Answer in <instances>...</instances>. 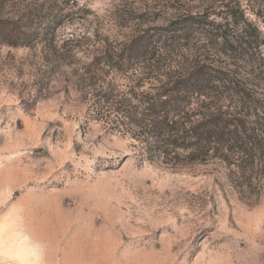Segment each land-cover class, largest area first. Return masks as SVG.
Wrapping results in <instances>:
<instances>
[{
	"label": "rangeland",
	"instance_id": "1",
	"mask_svg": "<svg viewBox=\"0 0 264 264\" xmlns=\"http://www.w3.org/2000/svg\"><path fill=\"white\" fill-rule=\"evenodd\" d=\"M239 1L264 39V0ZM227 2L0 1L23 33L16 47L0 38V264H264V159L248 179L217 150L146 149L122 115L209 59L247 82L242 111L264 135V58L217 54L200 34L155 40L138 64L115 56L184 15L218 22ZM213 93L193 96V111L235 105Z\"/></svg>",
	"mask_w": 264,
	"mask_h": 264
},
{
	"label": "trees",
	"instance_id": "2",
	"mask_svg": "<svg viewBox=\"0 0 264 264\" xmlns=\"http://www.w3.org/2000/svg\"><path fill=\"white\" fill-rule=\"evenodd\" d=\"M221 7L225 8L226 14L218 22L200 19L195 14L184 15L166 27L155 30L152 35L136 38L115 56L121 63L133 61L138 64L151 53L155 40L164 44H177L200 34L210 40L214 48H221L220 51L215 50L217 54L228 52L229 55L234 54L236 60L249 62L259 68L262 65L259 62L264 58L259 52L264 39L260 38L257 28L245 17L249 8H243L239 0H229ZM233 9L235 11H231ZM22 36L17 22L0 18V38L8 46H18ZM162 49H165L164 45ZM208 61L195 59L194 66L186 74L162 84L160 93L144 100L142 112L133 107L122 115L129 120L128 123L139 128L141 142L146 149H158L161 142L168 140V145L188 150V157L192 160H203L210 152L217 150L223 158L233 161L234 167L239 170L233 171L236 175L240 174L241 178L249 176L250 179L254 176V167L264 159V135L257 125L258 115L254 112L253 121H249L242 111L252 102V90L242 77H236L225 68H216ZM131 70L136 69L131 67ZM220 88H225L228 94L227 97L221 96L225 97L221 100L233 99L234 106L222 104L209 113L204 111L202 115L193 111V96L209 99ZM180 120L182 123H179ZM175 142L180 144L175 145ZM244 159H249V175L247 167L243 169L240 166Z\"/></svg>",
	"mask_w": 264,
	"mask_h": 264
},
{
	"label": "bare ground",
	"instance_id": "3",
	"mask_svg": "<svg viewBox=\"0 0 264 264\" xmlns=\"http://www.w3.org/2000/svg\"><path fill=\"white\" fill-rule=\"evenodd\" d=\"M43 230H44V229L41 228V229H39V232H40V231H43Z\"/></svg>",
	"mask_w": 264,
	"mask_h": 264
}]
</instances>
